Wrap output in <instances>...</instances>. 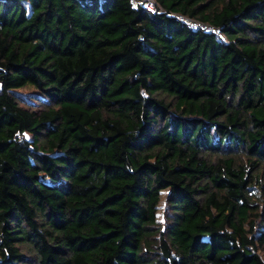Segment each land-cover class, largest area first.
<instances>
[{"label": "trees", "instance_id": "16d2710c", "mask_svg": "<svg viewBox=\"0 0 264 264\" xmlns=\"http://www.w3.org/2000/svg\"><path fill=\"white\" fill-rule=\"evenodd\" d=\"M154 2L0 0V264H264V0Z\"/></svg>", "mask_w": 264, "mask_h": 264}, {"label": "built area", "instance_id": "2783aa9c", "mask_svg": "<svg viewBox=\"0 0 264 264\" xmlns=\"http://www.w3.org/2000/svg\"><path fill=\"white\" fill-rule=\"evenodd\" d=\"M130 3L133 7L136 6H142L146 10H148L150 13H161L162 10L159 8L158 5L154 2V0H130ZM184 23H186L190 28L193 30H201V31H207L210 32L212 29L205 24H201L198 22H195L190 19H186L181 17V19Z\"/></svg>", "mask_w": 264, "mask_h": 264}, {"label": "rangeland", "instance_id": "374dc122", "mask_svg": "<svg viewBox=\"0 0 264 264\" xmlns=\"http://www.w3.org/2000/svg\"><path fill=\"white\" fill-rule=\"evenodd\" d=\"M15 93L20 95V96L27 98L29 101H31V103L34 101L33 95L36 94L35 90L31 87H27L25 89L17 90ZM165 196H166V192H163L161 194L160 203L158 205V211H157V221L158 222H162L163 203H164ZM260 257L264 261V254L263 253H260Z\"/></svg>", "mask_w": 264, "mask_h": 264}]
</instances>
